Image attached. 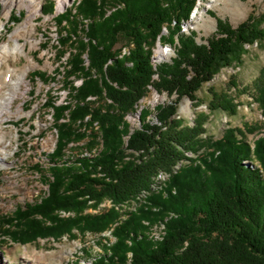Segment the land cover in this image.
Instances as JSON below:
<instances>
[{
	"label": "trees",
	"instance_id": "trees-1",
	"mask_svg": "<svg viewBox=\"0 0 264 264\" xmlns=\"http://www.w3.org/2000/svg\"><path fill=\"white\" fill-rule=\"evenodd\" d=\"M196 3L80 0L55 15L63 29L58 60L70 98L58 103L49 97L45 103L58 137L41 174L48 189L0 218L6 238L24 244L111 230L114 240L103 244L94 264H264V135L251 143L246 136L257 129L244 126L229 127L220 139H203L207 114L194 125L176 114L182 97L200 102L204 83L221 68L241 63L247 45L264 40V12H251L237 26L214 15L215 33L199 42L196 30H183ZM54 11L50 1L44 14ZM121 36L133 43L122 56L115 49ZM158 42L174 48L169 61H153ZM34 75L48 77L40 70ZM151 87L176 95L154 107L155 120L151 109L137 111ZM256 88L264 111V69ZM211 92V110L237 112L232 96ZM91 98L105 104L95 106ZM133 113L140 121L136 127L127 119ZM85 139L86 153H66L71 143ZM34 168L42 170L40 164ZM160 171L171 173L164 190L160 179L151 185ZM137 197L145 199L137 210L116 209ZM105 200L112 206L87 212ZM146 221L165 222L159 238L149 234Z\"/></svg>",
	"mask_w": 264,
	"mask_h": 264
},
{
	"label": "rangeland",
	"instance_id": "rangeland-1",
	"mask_svg": "<svg viewBox=\"0 0 264 264\" xmlns=\"http://www.w3.org/2000/svg\"><path fill=\"white\" fill-rule=\"evenodd\" d=\"M50 1H53L55 11L53 14H44V8ZM79 1L69 0L67 5L58 12L57 0H41L39 11L34 16V29L29 33V36L35 37L38 40V45L29 51L37 63L27 76L31 85L25 96L15 98L13 113H5L4 118L0 120V128L7 131L6 146L1 149L3 150V159L0 160V218L11 214L17 206H24L26 203L40 199L48 189L41 174L46 173L45 169L49 164L48 154L55 149L58 137L54 129L52 112L45 103L49 97L56 99L58 103L70 98V90L64 86L63 67L58 60L57 38L63 29L56 24L55 15L73 9ZM2 9L3 5L0 4V18ZM251 12L255 15L262 14L264 0H197L196 6L191 12L190 21L184 25L183 30H196L197 40L205 42L217 29L215 16L226 19L233 26H237ZM28 14L27 7L22 9L14 7L8 19L2 18L5 21V27L0 33V41L9 40L10 32L17 25L26 21ZM15 17H18V21L12 20ZM20 40L24 42L25 38L21 37ZM28 45L27 51L29 50ZM132 47L133 43L125 36H121L115 45V49H121V56L128 54ZM159 48L168 51L165 58L158 59L156 57ZM247 49V53L242 56L241 63L221 68L212 80L203 84L197 92L200 102L196 103L188 97H182L177 104V117L185 120L187 125H194L201 114H207L205 124L207 131L202 136L203 139L208 137L220 139L229 127L243 129L244 126L257 129L246 136L251 143L254 142V139L264 135V111L256 98V83L264 69V40L260 43L255 42L253 45H247ZM174 55L173 47L158 42L153 51V61L157 63L169 61ZM21 58V61H15V63L23 65L27 61L26 57L22 56ZM37 70L46 72L47 80L35 77L34 72ZM51 77L54 78L51 79ZM74 83L79 85L81 80H75ZM211 91L225 92L232 96L237 103V112L230 114L220 109L211 110L209 108L212 98ZM175 97L176 95L168 96L166 92L159 93L151 87L146 96L139 101L137 111L140 112L143 107L149 108L152 110V115L149 118L155 120L154 107L157 104L169 103ZM91 99L95 106L105 104L103 100ZM18 104L23 107L22 114L17 113ZM137 113L127 116L133 127L140 123ZM86 141L87 139L71 143L70 146H73L68 148L66 153L69 156L86 153L84 149ZM76 145L79 146L76 147ZM186 156L196 157L190 152H187ZM184 162L188 161L185 159L180 161L172 171L178 167L175 171L177 172ZM36 164H40L42 170H36L34 168ZM161 172L163 171L154 177L152 186L157 184L159 179H166L168 171L164 174H160ZM170 176L171 173L163 181L162 190L165 189ZM144 201V198L141 201L137 197L115 207L120 214L123 212L126 214L129 211H135ZM110 206H112V202L105 200L98 209L89 208L87 212L96 213ZM66 215L68 214L62 213V216ZM145 223L149 226V234L151 232L154 237H159L163 232L161 223L165 224L164 221H157L153 224L146 221ZM110 233L111 230L102 234L86 233L82 235L75 231L74 236L65 235L58 240L39 239L37 242L23 244L12 242L0 229V264H94L95 257L103 251V244L114 240Z\"/></svg>",
	"mask_w": 264,
	"mask_h": 264
},
{
	"label": "bare ground",
	"instance_id": "bare-ground-1",
	"mask_svg": "<svg viewBox=\"0 0 264 264\" xmlns=\"http://www.w3.org/2000/svg\"><path fill=\"white\" fill-rule=\"evenodd\" d=\"M57 1V11L59 12L67 5L69 0ZM40 2L41 0H0V4L3 5L0 18V33L5 27V21L2 18L8 19L14 7L18 9L27 7L29 12L27 20L17 25L10 32L9 40L0 41V120L4 118L5 113H13L15 98L25 96L30 88L31 84L29 83L27 76L37 63L34 61V58L30 55L29 51L37 47L38 40L35 37L32 38L29 36V33L34 29L33 19L39 11ZM21 37L25 38L24 42L20 40ZM27 45L29 46L28 51L26 48ZM167 55V50L161 48L157 50L156 57L158 59L165 58ZM22 56L26 57L27 61L23 65L16 64L15 61H21ZM47 64L49 65L48 62ZM16 110L17 113L22 114V105L18 104ZM6 133L7 131L0 128V160L3 159V150L1 149L6 146ZM164 180H160L159 183H163Z\"/></svg>",
	"mask_w": 264,
	"mask_h": 264
},
{
	"label": "built area",
	"instance_id": "built-area-1",
	"mask_svg": "<svg viewBox=\"0 0 264 264\" xmlns=\"http://www.w3.org/2000/svg\"><path fill=\"white\" fill-rule=\"evenodd\" d=\"M124 52H127L126 50H124ZM137 210V209H136Z\"/></svg>",
	"mask_w": 264,
	"mask_h": 264
}]
</instances>
